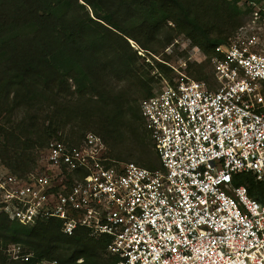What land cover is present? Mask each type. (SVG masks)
I'll use <instances>...</instances> for the list:
<instances>
[{"label":"built area","instance_id":"obj_1","mask_svg":"<svg viewBox=\"0 0 264 264\" xmlns=\"http://www.w3.org/2000/svg\"><path fill=\"white\" fill-rule=\"evenodd\" d=\"M243 3L250 29L214 47V83L163 77L140 100L157 168L112 162L92 131L50 139L39 168L0 174V214L107 237L116 264H264V202L236 182L241 173L264 181V0ZM5 253L34 258L19 244ZM48 263L57 264L35 260Z\"/></svg>","mask_w":264,"mask_h":264},{"label":"trees","instance_id":"obj_2","mask_svg":"<svg viewBox=\"0 0 264 264\" xmlns=\"http://www.w3.org/2000/svg\"><path fill=\"white\" fill-rule=\"evenodd\" d=\"M135 1L150 19L158 18L139 29L152 33V25L172 21L193 45L210 53L208 61L214 47L225 40L209 36L200 18L203 12L208 10L227 21L251 11L238 0ZM121 21L106 7L105 0H0V162L11 172H28L25 167L35 162V151L43 149L68 124L72 127L64 136L66 141L78 142L91 131L78 135L74 127L79 124L82 129L92 126L108 147L121 144L126 123L120 119L127 111L121 102L108 101L99 88L107 71L103 58L112 53L118 63L113 74L138 79L150 89L134 65L136 55L127 42V38L137 37ZM68 94L78 95L77 103L82 101V105H74ZM138 116L144 131L137 140L138 149L148 150L153 143L143 126L140 108ZM121 148L131 155L133 147ZM154 161L151 166H142L157 168L159 163L156 158ZM237 176L240 181L236 182L245 184L250 196L264 202V181H255L250 173ZM107 242V237H92L86 229L66 235L57 219L25 226L0 214V264H35L36 259L57 264H116L115 257L105 254ZM9 244H19L21 252L32 253L34 258L11 260L5 253Z\"/></svg>","mask_w":264,"mask_h":264},{"label":"rangeland","instance_id":"obj_3","mask_svg":"<svg viewBox=\"0 0 264 264\" xmlns=\"http://www.w3.org/2000/svg\"><path fill=\"white\" fill-rule=\"evenodd\" d=\"M194 1L201 3V0ZM206 1L210 3L211 0ZM105 2L106 7L112 10L115 16H119L123 26L137 37V40L127 38V42L129 47L133 49L131 52H135L136 55L134 65L150 89H156L161 84L160 81L163 77L169 79V81H173L177 77L181 78V73L197 80H206L207 78L210 83H214L211 77L212 69L208 61L210 53H203L197 45H193L179 28L174 27L172 21L158 22L157 26H151L152 33H145V30L139 29L140 25L149 23V21L155 22L158 18L150 19L151 16H147L146 10L141 8L135 0H105ZM197 2H194L193 5H198ZM238 3L239 5L246 6L243 0H238ZM86 9L92 15L90 7L86 6ZM200 18L207 25L209 36L221 37L225 40L224 42H228L237 32L241 30L248 32L250 29V14L241 13L236 19L226 21L222 16L219 18L208 10H205ZM260 37L262 38V42H264V31L260 32ZM193 47H197L198 51L193 50ZM103 60L106 62L107 71L103 72L99 88L108 101L115 100L116 102H121L123 110L127 111L120 119L121 123H126L125 126L123 125V134L125 136L120 138L121 144L116 147H108L104 142L106 145L105 155L115 163L119 161H134L144 166H151L155 163V158L158 162V158L154 157L153 146H150L148 150L143 147L138 149L139 145L137 141L141 135H144L138 116L139 103L142 98L146 97L150 89L138 79L113 74L112 68L118 66V63L114 61L115 58L112 53L111 56L109 55V57H105ZM69 83L71 90H73L74 85L71 84L70 80ZM95 98L97 96L93 95V100ZM67 99L74 100V105H82V101L77 103L78 95L76 94L73 97L68 94ZM71 127L69 124L66 125L64 129L58 130L56 136H52L51 139L64 140V136H68ZM74 128L78 135L83 134L87 130L92 131V126L82 129L79 124H76ZM128 128L129 130L127 131ZM121 146L133 147L131 148V155L129 154L130 151L128 154L125 153ZM34 154L35 162L27 163L25 170L30 171L41 166L44 148L37 149ZM1 173L16 174L0 162ZM244 177L246 180L247 176L245 175ZM236 180L240 181V178H236Z\"/></svg>","mask_w":264,"mask_h":264},{"label":"crops","instance_id":"obj_4","mask_svg":"<svg viewBox=\"0 0 264 264\" xmlns=\"http://www.w3.org/2000/svg\"><path fill=\"white\" fill-rule=\"evenodd\" d=\"M105 247H106V246H105ZM105 254H106V255H109V254H107L106 252H105ZM110 256H113V255H110ZM113 257H115V256H113ZM115 258H116V257H115ZM116 261H117V259H116Z\"/></svg>","mask_w":264,"mask_h":264}]
</instances>
